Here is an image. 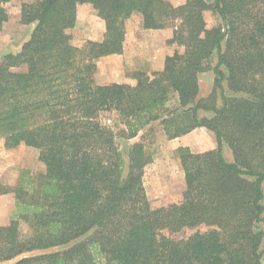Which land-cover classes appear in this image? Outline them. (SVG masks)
Instances as JSON below:
<instances>
[{
    "label": "trees",
    "instance_id": "trees-1",
    "mask_svg": "<svg viewBox=\"0 0 264 264\" xmlns=\"http://www.w3.org/2000/svg\"><path fill=\"white\" fill-rule=\"evenodd\" d=\"M9 1L0 0V32L9 21L34 26L0 59V137L7 149L34 150L45 170L14 187L0 183V195L14 197L0 224V262L58 248L10 264H262L264 233L254 225L264 223V0H22L16 14ZM85 5L105 31L76 46ZM206 11L217 18L212 25ZM131 17L145 29L179 19L167 40L178 48L151 77L134 72L135 85L96 83L95 60L123 51ZM208 70L213 90L198 97V74ZM224 81L244 95L227 96ZM171 91L178 105L168 108ZM107 111L117 112L124 137L157 120L170 139L197 127L214 132V149H176L185 181L179 202L148 197L142 177L152 156L141 142L124 152L100 122ZM200 224L210 228L181 239L163 233Z\"/></svg>",
    "mask_w": 264,
    "mask_h": 264
},
{
    "label": "rangeland",
    "instance_id": "rangeland-1",
    "mask_svg": "<svg viewBox=\"0 0 264 264\" xmlns=\"http://www.w3.org/2000/svg\"><path fill=\"white\" fill-rule=\"evenodd\" d=\"M174 6H178L185 2V0H168ZM22 0H10L5 4L6 9L11 14L18 13ZM205 18L208 25H212L216 16L212 15L209 11L205 12ZM179 19H174L166 26L172 30L178 25ZM34 24H21L14 21L6 23L4 28L1 29L0 36V59L8 52H17L22 43L29 37ZM74 38L72 44L81 46L85 40L90 37L99 38L105 31V23L96 14L93 13L91 7L85 5L78 9V21L74 28ZM139 24L136 17H131L126 20V33L127 35L137 34L139 40L138 45L135 46V52L131 60L132 66L130 67L129 61L123 57H115L108 59L103 56L95 60L96 69L93 74L96 83H105L115 80H121V83L135 85L137 80L133 73L142 71L150 77L154 71H160V66L164 65V58L167 53L172 54L178 48L175 43L164 42L161 45H155L154 38L148 35H141L139 33ZM146 34V33H142ZM92 40V39H90ZM133 40V39H132ZM211 64H214L216 57L213 55ZM143 69H134L136 67ZM163 63V64H161ZM24 67L13 68V70H23ZM214 73L211 70L201 72L198 74L199 93L198 97H206L213 90ZM225 94L227 96H242L240 92H233L229 90L224 81ZM217 99L216 105H222V99L216 92ZM167 107L173 108L178 105L177 94L174 92L169 93ZM211 111L200 110L199 116H211ZM100 122L110 127L117 133V142L124 152L135 142H141L144 149L152 156V161L144 167L143 185L148 197L154 201H162L163 203L179 202L182 199L183 191L185 190V181L182 167L180 165L176 149L181 146L179 139L168 138L163 131V126L159 120L153 121L140 129L135 136L124 137L120 134L124 125L116 111L103 112L100 115ZM184 135V134H183ZM182 136V135H181ZM179 137V136H178ZM192 144L191 147L187 146L190 150L206 151L216 147V140L214 132L208 128L203 127L199 133L190 137ZM0 140L4 139L0 137ZM196 144V145H195ZM12 149V154H7L3 146L0 144V183L6 184L9 187H14L19 184L21 179H32L44 173V166L38 161L37 153L34 150L28 149L26 146H17ZM223 155L227 161H232L233 156L229 146L224 143L222 147ZM2 152V153H1ZM193 152V151H192ZM126 156V154H125ZM10 163L8 166L7 164ZM161 202V203H162ZM264 202V200H263ZM14 205V197L12 193L0 195V222H7L11 216ZM210 227L205 224H200L194 228L184 227L179 231L170 232L166 229L163 230L165 235L174 239L186 238L195 231H205ZM21 229L26 233L27 227L22 224ZM256 231L264 233V223L259 222L254 225ZM58 248H51L48 250H34L28 251L14 258L12 260L0 262V264H10L16 259L25 256L33 255L40 252L53 251ZM261 258L260 261L264 264V236L259 248Z\"/></svg>",
    "mask_w": 264,
    "mask_h": 264
},
{
    "label": "crops",
    "instance_id": "crops-1",
    "mask_svg": "<svg viewBox=\"0 0 264 264\" xmlns=\"http://www.w3.org/2000/svg\"><path fill=\"white\" fill-rule=\"evenodd\" d=\"M77 21H78V13H77L76 24H77ZM6 23L7 22L3 23V26H2L3 28L6 25ZM139 29H140L139 33H141V35H148V36L153 37L154 38V40H153L154 42L153 43L155 45L164 44V42H166L168 39H170L172 37V30L170 28H168V27H164V28H160V29H145V28L139 27ZM1 33L2 32H0V36H1ZM142 33H146V34H142ZM137 34L138 33H135L134 34V38H132V35H127V33H126L125 34V39H124V42H123V51L120 54L106 55V57H108V59L115 58L116 56L117 57H123V58L126 59V61H129V63H131L132 62L131 60L133 59V56H136L135 54L133 55L132 53L135 52V46H137L138 42H139V40L137 39ZM102 37H103V35H102V30H101V35H100L99 38L90 37V39H92V40H101ZM166 55H170V53H167ZM104 57L105 56H103L102 58L104 59ZM132 63L129 65L130 67H133ZM161 64H163V63H161ZM143 65H144V62H143V64L140 67H136L135 64H134V69H143L144 67L141 68ZM162 67L163 66L161 65L160 68H162ZM111 82H119V83H121V80H115L114 79ZM111 82H105V83H101V84H107V83H111ZM201 129H203V127H197L195 129L191 130L190 132L182 135V136L176 137V139H179V141H180V143H178V145L191 147L192 141H191L190 137H192L196 133L198 134ZM0 144L3 146V149H4V151H6L7 154H12V149H7V148L4 147L3 140H0ZM19 146H24V145H19ZM191 151L194 152V150H191ZM195 152H200V151H195ZM7 165L9 166L10 163H8ZM0 224H5V222H0Z\"/></svg>",
    "mask_w": 264,
    "mask_h": 264
}]
</instances>
